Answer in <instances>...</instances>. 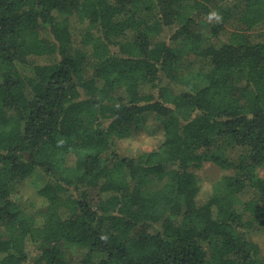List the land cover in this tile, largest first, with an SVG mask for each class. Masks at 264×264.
<instances>
[{
	"label": "trees",
	"instance_id": "1",
	"mask_svg": "<svg viewBox=\"0 0 264 264\" xmlns=\"http://www.w3.org/2000/svg\"><path fill=\"white\" fill-rule=\"evenodd\" d=\"M138 6L0 0V264H264V0ZM151 117L157 146L118 154ZM205 158L227 172L201 200Z\"/></svg>",
	"mask_w": 264,
	"mask_h": 264
},
{
	"label": "rangeland",
	"instance_id": "2",
	"mask_svg": "<svg viewBox=\"0 0 264 264\" xmlns=\"http://www.w3.org/2000/svg\"><path fill=\"white\" fill-rule=\"evenodd\" d=\"M138 3L139 6L137 15L141 17V15L143 14V4H150L151 0H138ZM210 15L203 16L200 21L195 26H193V30L196 32H200L203 35H207L211 24L214 21V16L209 19ZM91 36L95 37L96 34L92 32ZM195 63L197 65V62ZM146 124H155L154 117H151L149 121L139 123L137 126H133L131 129V134L125 137H121L117 141L116 151L118 154L124 156H134L140 152L149 151L153 147L157 146L158 138L146 134L144 130V126ZM224 154L234 162V165L238 162V153L234 148L227 147L226 149H224ZM233 168L234 167H232L231 169L233 170ZM165 169H177L179 171H182L181 165L176 163L166 164ZM187 171L194 173L197 180H199L200 190L203 193V198L201 200H204L210 193L211 184L217 181L221 177L223 172H227L223 171V169H221L219 165L208 158L203 159L197 164H192L187 168ZM256 173L261 174L262 170H256ZM157 186L158 183L155 184V182L153 183V185H149V187L151 188H156ZM13 193L14 197L18 199V202L22 203L24 208L29 212L34 213L39 209V206L42 205V200L38 198L32 187L30 177H28L27 175H23L15 179ZM96 197V190L89 189V199L92 201H96ZM239 210H241V207H239ZM246 217L247 216H245V218ZM248 236V238L258 246L259 257H264V228L259 226L258 224H254L248 232ZM63 249L65 250L67 255H70L71 259H76L79 257L78 251L75 253L72 252V247L64 246Z\"/></svg>",
	"mask_w": 264,
	"mask_h": 264
},
{
	"label": "clouds",
	"instance_id": "3",
	"mask_svg": "<svg viewBox=\"0 0 264 264\" xmlns=\"http://www.w3.org/2000/svg\"><path fill=\"white\" fill-rule=\"evenodd\" d=\"M212 16H216V13H212V14L210 15L209 19H211ZM217 19H219V17H217Z\"/></svg>",
	"mask_w": 264,
	"mask_h": 264
}]
</instances>
